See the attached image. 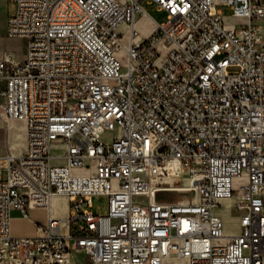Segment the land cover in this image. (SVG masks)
Returning a JSON list of instances; mask_svg holds the SVG:
<instances>
[{"label":"built area","instance_id":"obj_1","mask_svg":"<svg viewBox=\"0 0 264 264\" xmlns=\"http://www.w3.org/2000/svg\"><path fill=\"white\" fill-rule=\"evenodd\" d=\"M14 1L7 35L27 45L0 59V107L25 122L26 145L0 156V264H75L77 251L90 264H264V0H149L169 18L147 37L143 0ZM179 190L193 196L166 198ZM58 196L66 219L13 232L15 211ZM223 201L241 212L237 233Z\"/></svg>","mask_w":264,"mask_h":264},{"label":"rangeland","instance_id":"obj_2","mask_svg":"<svg viewBox=\"0 0 264 264\" xmlns=\"http://www.w3.org/2000/svg\"><path fill=\"white\" fill-rule=\"evenodd\" d=\"M143 8L150 13L158 22L168 20V11L159 6L156 2L149 0L142 1ZM219 9L226 16H230L233 9L228 4H220ZM17 2L14 0H0V59L11 53L14 59L19 62L23 59L27 40L23 37H11L7 35V19L9 15L16 12ZM241 21V20H240ZM263 31H264V25ZM11 51V52H10ZM2 86H0V89ZM0 97V101H1ZM26 145V129L25 122L16 118H8L0 107V156L6 154H21L25 150ZM187 176L186 172L175 174L167 177L168 181L176 185L182 184L183 177ZM193 191L179 190L166 196L167 199L180 200L191 198ZM74 203V202H73ZM87 205H84L85 208ZM95 213H106L108 209V197L104 195H96L93 198V206L91 208ZM226 220V231H235L239 226L241 212L229 201H223L218 208ZM75 264H90L89 255L84 251L76 252ZM165 264H188V259L168 258Z\"/></svg>","mask_w":264,"mask_h":264},{"label":"crops","instance_id":"obj_3","mask_svg":"<svg viewBox=\"0 0 264 264\" xmlns=\"http://www.w3.org/2000/svg\"><path fill=\"white\" fill-rule=\"evenodd\" d=\"M159 23L160 22H158L146 10L137 14L136 26L142 37H147L152 34L158 27ZM259 23L264 25V18H262ZM128 30L129 28L127 24H124L121 27V31L122 33H124L126 38L128 36ZM50 201V198H48V202ZM69 213L70 205L68 199L61 196L55 197L53 198L52 203L49 206L30 207V215L28 217H24L19 211H15L13 218V232L17 235H33L37 232L38 223L46 222L50 216L66 218ZM239 230L240 225L236 228L235 231L228 230V232L237 233L239 232Z\"/></svg>","mask_w":264,"mask_h":264},{"label":"bare ground","instance_id":"obj_4","mask_svg":"<svg viewBox=\"0 0 264 264\" xmlns=\"http://www.w3.org/2000/svg\"><path fill=\"white\" fill-rule=\"evenodd\" d=\"M25 129H26V127H25ZM64 219H66V218H64Z\"/></svg>","mask_w":264,"mask_h":264}]
</instances>
